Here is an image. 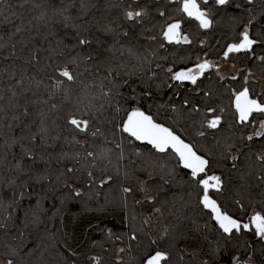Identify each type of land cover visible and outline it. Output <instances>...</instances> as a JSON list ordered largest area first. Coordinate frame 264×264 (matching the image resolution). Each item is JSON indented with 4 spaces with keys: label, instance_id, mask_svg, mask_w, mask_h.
Listing matches in <instances>:
<instances>
[{
    "label": "snow or ice",
    "instance_id": "6c2138e0",
    "mask_svg": "<svg viewBox=\"0 0 264 264\" xmlns=\"http://www.w3.org/2000/svg\"><path fill=\"white\" fill-rule=\"evenodd\" d=\"M72 7L73 4L52 7L50 14L41 12L36 19L53 36L58 26L71 27L73 42L58 39L55 46L50 44L46 50L31 49L25 58V64L36 67L40 63L39 52H46V63L41 70L51 69V73L47 75L49 83L44 84L47 99L43 103L54 112L53 122L51 125L46 123L41 109L37 113L41 119L36 131L25 125L29 128L27 137H14L11 143L5 140L8 149L18 143L22 156L17 159L13 155L15 163H12L7 152L0 155V167L6 166L7 172L13 174L11 179L7 176L0 179V229L7 233L10 226L16 228L17 234L12 239L19 241V246L6 245L9 255H19L24 230L30 225L38 226L40 213L45 211L38 198L35 205L23 210L22 220L19 216L25 190L32 188L29 180L50 179L46 172L33 175L22 163L25 158L36 160L33 148L25 146L27 140L31 145L51 146L60 142L73 148L78 146L79 151L72 154L61 151L57 157V163L65 160L74 163L72 167L62 168L55 181H51L66 189L61 204L86 194L88 199L95 198L99 202L101 190H110L119 182V206L128 218L129 244L118 251L132 252L131 242L135 241L133 264H175L174 254L184 261L181 253L189 243L195 246L189 253L193 258L190 264H264V147L258 151L252 149L257 140L264 144V88L259 93L254 92L250 87L254 77L252 69L236 64L238 61L258 62L264 69V0H121L105 5L119 9L113 19L104 15L88 20L84 16L89 9L97 7L95 3L81 0L75 18L68 14ZM14 16L15 12L0 8L4 22H10ZM222 21L227 23L229 31L222 34L221 39L226 42L216 59L210 58V52L198 53L194 59L191 55L177 58L173 52L171 63L166 66L157 63L155 70L152 69L153 60L149 56L167 61L168 57L160 56L159 50L191 47L194 44L193 29L197 35L207 34ZM21 31L22 27L16 26L11 36ZM145 33L150 35L145 36ZM141 38L154 44L155 48H144L139 44ZM206 44V40L199 41L201 48ZM219 44L217 41V46ZM3 47L5 45L0 44V48ZM8 55L16 56L15 43L11 44ZM230 60L234 73L225 74L221 62ZM86 76L93 78L87 80ZM238 77L241 82L235 85ZM28 79L32 81L35 77ZM23 81L21 76L16 83L23 84ZM154 81L158 82L154 84ZM35 83L39 90L43 81L36 80ZM154 89L169 90L168 101L147 103L153 97ZM9 91L7 107L0 105V120L9 116L8 108L20 107L12 103L18 93L11 88ZM61 94L62 99H59ZM3 100L4 96L0 94V101ZM153 107L156 113H153ZM161 110L171 114L167 116L170 123L158 118ZM21 115H29L27 103L23 105L22 113H11V120L18 121ZM181 120L185 121L184 127L173 126ZM5 126L12 127L10 123ZM208 135L212 136L211 147L203 142ZM98 140L100 144L96 143ZM147 146L151 147L145 151ZM126 147L140 160L139 167H135L136 160L124 163ZM241 156L245 160L243 169L239 167ZM50 158L49 155L48 160ZM40 159L48 162L43 155ZM222 160L231 161V167L226 171L236 170L240 180L244 181L248 206L241 199L232 201L241 215H236L230 205L220 199L227 182L223 172L213 171V162L219 164ZM130 165L134 170H129ZM135 172H147L148 179L141 180ZM157 172L164 183H172L183 173L186 179L182 177L180 183L191 189L190 197L195 194L199 215L207 217L203 228L193 219L190 232L177 235V226L173 225L171 232L165 226L159 234L153 235L144 227L150 224L151 215L140 219L139 226L135 211L129 217L130 197L133 206L156 203L162 185L156 186L155 191L149 185ZM250 180L255 183H249ZM5 188L11 190L6 200L2 195ZM253 188L259 189V199L253 196ZM136 193H140L142 199H135ZM104 199L101 208L114 206L107 192ZM14 213L17 214L15 218ZM153 213L162 215V208L154 207ZM208 229L215 239H209ZM107 234L111 237L112 230L107 229ZM180 240L185 242L184 249L177 246ZM201 240L207 242L206 250L200 247ZM64 247L71 256L79 255L67 244ZM197 251L203 252L199 259H196ZM0 264L18 262L9 258ZM63 264L77 262L64 257ZM86 264H102V258L100 255L89 256Z\"/></svg>",
    "mask_w": 264,
    "mask_h": 264
},
{
    "label": "trees",
    "instance_id": "16d2710c",
    "mask_svg": "<svg viewBox=\"0 0 264 264\" xmlns=\"http://www.w3.org/2000/svg\"><path fill=\"white\" fill-rule=\"evenodd\" d=\"M85 3H95L97 5L94 9H89L87 14L84 16L85 20L93 17L99 19L101 16L107 15L109 19H113L119 14L118 8H106L107 3H120L121 0H84ZM81 0H0V8L8 9L16 13V16L12 17L10 22H4L3 17H0V44H4L5 47L0 48V94H3L4 100L0 101V105L7 107L8 98L11 96L9 89L16 91L18 95L12 99V103L20 105L17 109L8 108L9 116L0 120V155L7 152L8 160L15 163L12 159L13 155L19 159L22 156L20 145L17 143L8 149L5 145V140L11 143L14 137L18 138L21 135L27 137L29 135V128L25 125L31 126V131H36V126L39 125L41 116L37 115L43 109L45 114V120L48 125H51L54 119V112L50 110L48 104L43 103L47 99L44 84L49 83L47 75L51 73V69L42 71L43 65L46 63L44 56L45 51L39 52L40 63L33 67L32 65L25 64V58L29 51L33 48L47 49L49 45L55 46L58 39H63L65 43H72L71 36L74 35V30L71 27L64 28L63 25L58 26L55 31L56 35H50L49 30L46 29L41 21L36 19L39 17L41 12L51 13L52 7H61L68 4H73L74 7L69 9V13L74 18L79 14V5ZM23 4V7L20 5ZM80 23L79 20L75 21ZM72 21L69 22L71 24ZM22 27V31L14 36L11 33L15 31V27ZM138 31V30H137ZM229 31L228 25L225 21L221 22V25L215 28L213 31L207 34H195L194 32V44L189 46H182L181 48L173 49L169 48L167 51L159 50L160 56H167L168 60H156L152 59V69L155 70L157 63L167 65L171 63L173 57L172 53L176 52L177 58L179 56H196L198 53L203 54L204 52L216 53V57L220 56V50L225 44V40L221 39L222 34ZM67 33V35H66ZM145 36L150 33H145ZM11 36V39H10ZM220 39L219 46H215L214 42L210 40L214 38ZM199 38L207 41L205 47L201 48L199 45ZM135 42V41H134ZM16 44V56H9L11 51V44ZM139 44L144 48H155L154 44L146 42L143 38L139 40ZM5 57H8L7 59ZM237 66L243 68L245 66L252 69L253 72L264 77V69L261 68L259 63H248V62H236ZM15 72V75L12 73ZM24 77L23 84H17L16 81ZM35 77V80L29 81V77ZM162 77V73H161ZM93 77L86 76L87 80H91ZM36 80H42L43 83L40 85L39 90L36 89ZM154 81L153 83H157ZM241 78L235 82V85H239ZM207 83V81H205ZM229 83V81H225ZM203 87V85H202ZM250 87L254 92L259 93V83L255 80H250ZM24 89H28L25 91ZM125 92L128 89H124ZM140 89H137L139 92ZM170 91L164 89L163 91L153 90V97L150 98L147 103H166L170 95ZM59 99H62V94ZM53 102H58L54 100ZM27 103L29 108V115L24 117L21 115V119L18 121L11 120V113L16 111L17 113L23 112V105ZM227 103V100H224ZM153 113H156V108L153 107ZM2 115V114H0ZM170 113H165L161 110L158 114V118L165 123H170L167 116ZM11 124L12 127L8 128L5 125ZM176 128H182L185 126V121L181 120L179 124L173 125ZM83 139V137H80ZM208 147H211L213 140L212 136L208 135L207 139L203 141ZM26 147H32L36 154L35 161H29L26 158L22 161L26 168L31 169V173H47L50 179H44L39 182L35 180H29L32 184L31 189H26V195L21 204V211L19 213L20 219H23V210L28 209L31 205H35L36 200L41 199V208L45 211L40 213L41 223L36 226H29L24 230V243L20 246V252L18 256H10L9 250L6 249V245L19 246V241H14L13 236L17 234L16 228H9L6 233L5 230L0 229V261L6 259H15L18 264H63L64 257L70 260H75L77 264H86L89 256L100 255L102 258V264H133V257L136 255V242L132 241L133 246L132 252L125 251L120 253V259L117 258L116 247L119 244H125V248L129 244L128 233V218L124 216L123 209L119 206V182L114 183L111 189L101 190L99 202L97 199H88L87 194L78 199L65 200L64 204L60 203L62 194L66 192V189L62 185L52 183L55 181L58 172L64 168L74 166L73 161L65 160L57 163L58 154L61 151L68 152L69 154L79 151L78 146L73 148L71 145L66 143L58 142L55 145H31L27 140L24 141ZM51 142H49L50 144ZM100 144L101 141H97ZM139 144L140 142H135ZM151 146H147L144 150L147 151ZM264 144L260 140H257L252 144L253 151H258ZM43 155L46 160L50 155V160L46 163L45 160H41L40 156ZM127 159L124 161L125 164L128 160H136L135 167L140 166V160L135 156L131 155L130 149L126 147ZM115 159V157H113ZM163 163L164 161H160ZM83 163V161H82ZM245 166L244 157L241 156L239 167L243 169ZM231 167V161H219L217 164L213 162V171L218 174L223 172L226 180V187L223 191L220 199L226 201L230 205V210L236 215H241L238 211V206L232 204L235 199H241L248 206V193L243 187L244 181L239 178V173L236 170L226 171ZM129 170L132 171L133 166H129ZM79 175V173L77 174ZM141 180L148 179L147 172H135ZM7 176L9 179L13 178V174L7 172V167H0V179ZM183 173L176 177L172 183H164L160 179L159 173H154L151 177L152 184L149 186L155 191L156 186L162 185L157 194V201L155 204L144 203L142 205L133 206L132 198H129V217L133 211L138 215L136 221L139 226L140 219L153 214L154 207H161L163 214L162 222L164 227L168 226L169 231H172V226L176 227V234L179 235L181 232H190L193 225L191 221L195 219L197 223L203 228L204 222L207 219L206 216H200L198 209L196 208V196L193 193L191 197L189 192L191 189L187 185L180 183ZM186 179V177H183ZM63 179V178H61ZM71 182V181H70ZM249 183H255L254 180L248 181ZM79 186V185H77ZM127 186V184L125 185ZM87 193V189L85 190ZM108 193L109 201L113 202L105 208L100 206L105 203V193ZM259 189L253 188L252 194L256 199H259ZM2 195L5 200L11 195V190L5 188ZM46 197V198H44ZM135 199H142L140 193H136ZM58 209V211H57ZM251 211V208H248ZM14 218L17 215L13 214ZM97 223L98 225H94ZM19 224V221H17ZM145 230L151 233L150 224L145 225ZM107 229H111L113 235L111 237L107 234ZM209 234V239H215L212 236L211 229L206 230ZM119 237V238H118ZM92 241L90 245H85L84 241ZM67 244L69 248L77 252L78 256H71V254L65 249L64 245ZM201 247L207 249V242L201 240ZM178 248L184 249L185 242L183 240L178 241ZM192 251L185 250L181 254L184 255V261L179 260V256L174 254L175 264H190L193 258L189 255ZM63 254V255H61ZM203 256V252L198 253L196 259ZM122 258V259H121Z\"/></svg>",
    "mask_w": 264,
    "mask_h": 264
},
{
    "label": "rangeland",
    "instance_id": "374dc122",
    "mask_svg": "<svg viewBox=\"0 0 264 264\" xmlns=\"http://www.w3.org/2000/svg\"><path fill=\"white\" fill-rule=\"evenodd\" d=\"M222 63V62H221ZM223 64V63H222ZM232 64V63H231ZM231 64L227 66V69L228 71L224 72L225 74H230V73H234V69L231 68ZM254 73V72H253ZM263 76L261 75H258V74H255L254 73V77L252 79L256 80L258 83H259V89L261 90L262 88H264V78H262ZM152 217V220L150 222V230H151V233L153 235H156V234H159L163 228H164V225H163V222H162V217L160 216L159 213H153L151 215ZM94 225H98L97 223H95ZM92 241H84V244L85 245H90ZM193 247H195L194 245H192L191 243L188 244L186 250L188 251H193ZM201 247V245H200ZM120 248H125V244H119L117 247H116V253H117V258L120 259V252L118 251ZM198 253L201 254L200 251H197Z\"/></svg>",
    "mask_w": 264,
    "mask_h": 264
},
{
    "label": "flooded vegetation",
    "instance_id": "af4514ba",
    "mask_svg": "<svg viewBox=\"0 0 264 264\" xmlns=\"http://www.w3.org/2000/svg\"><path fill=\"white\" fill-rule=\"evenodd\" d=\"M218 36H216V38H214V40L213 39H211L210 41L211 42H214V44H215V46L217 47V41H220V39H218L217 38ZM199 40H203L202 38H199ZM216 53H210V58H212V59H216L217 57H216V55H215ZM221 54V53H220ZM201 55H203V54H201ZM193 57V59L195 58V56H192ZM223 64H222V72H226V71H228V69H227V66L228 65H230L231 63H233V61H228V62H222ZM238 67V66H237ZM255 73V72H254ZM255 74H257V73H255ZM259 75V74H258ZM251 80H254V79H251ZM256 81V80H255Z\"/></svg>",
    "mask_w": 264,
    "mask_h": 264
}]
</instances>
